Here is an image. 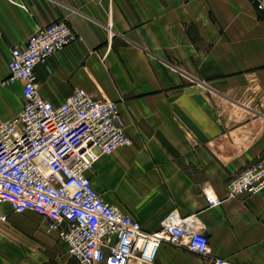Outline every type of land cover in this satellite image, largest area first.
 Segmentation results:
<instances>
[{"label": "crops", "instance_id": "crops-1", "mask_svg": "<svg viewBox=\"0 0 264 264\" xmlns=\"http://www.w3.org/2000/svg\"><path fill=\"white\" fill-rule=\"evenodd\" d=\"M257 0H0V78L11 49L58 20L75 43L36 66L40 94L75 89L118 104L133 140L89 172L104 201L149 231L194 216L211 256L169 244L151 264H264V190L228 198L227 180L264 160V16ZM262 13V14H261ZM0 93V124L24 106ZM204 189L223 198L209 206ZM0 212V264H79L34 212ZM128 264H148L132 259Z\"/></svg>", "mask_w": 264, "mask_h": 264}, {"label": "built area", "instance_id": "built-area-1", "mask_svg": "<svg viewBox=\"0 0 264 264\" xmlns=\"http://www.w3.org/2000/svg\"><path fill=\"white\" fill-rule=\"evenodd\" d=\"M256 6L264 16V0ZM78 36L64 20L39 28L22 46L11 49L4 85L21 82L25 103L21 113L0 124V207L42 217L41 227L54 234L79 264H151L161 246L186 248L211 256L208 236L194 216L170 213L155 231L104 201L89 172L104 155L133 144L118 104L75 89L56 105L39 92L36 66ZM228 198L264 190V160L244 168L226 182ZM210 206L223 202L204 189ZM8 214L0 212V223ZM214 264H232L212 258Z\"/></svg>", "mask_w": 264, "mask_h": 264}, {"label": "bare ground", "instance_id": "bare-ground-1", "mask_svg": "<svg viewBox=\"0 0 264 264\" xmlns=\"http://www.w3.org/2000/svg\"><path fill=\"white\" fill-rule=\"evenodd\" d=\"M72 28V27H71ZM76 33V32H75ZM76 42V41H75ZM74 42V43H75ZM73 44V43H72ZM67 47V46H66ZM64 49V48H63ZM61 51V50H60ZM57 105V104H56ZM119 108V107H118ZM125 124H126V122H125ZM126 130H127V128H126ZM112 154V153H111ZM110 155V154H109ZM105 156V155H104ZM96 190V189H95ZM210 192H212V191H210ZM214 193V192H213ZM219 196V195H218ZM220 197V196H219ZM221 198V197H220ZM221 199H223V198H221ZM5 204H9V203H5ZM10 205V204H9ZM11 206V205H10ZM115 206V205H114ZM210 206V205H209ZM217 206V205H216ZM11 208H12V206H11ZM13 210V209H12ZM195 222H196V219H195ZM196 224H197V222H196ZM198 225V224H197ZM211 249V248H210ZM220 259V258H219Z\"/></svg>", "mask_w": 264, "mask_h": 264}]
</instances>
